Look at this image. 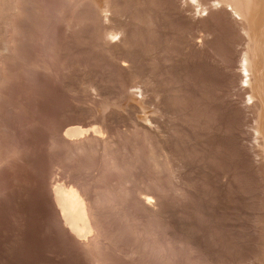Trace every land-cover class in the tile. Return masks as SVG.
<instances>
[{
    "label": "rangeland",
    "instance_id": "rangeland-1",
    "mask_svg": "<svg viewBox=\"0 0 264 264\" xmlns=\"http://www.w3.org/2000/svg\"><path fill=\"white\" fill-rule=\"evenodd\" d=\"M7 1L0 4V217L7 216L0 261L14 264L23 253L30 258L23 264L40 254L36 263H48L51 248L47 258L66 257L54 190L61 201L65 187L79 183L114 216L117 232L109 227L105 241L113 237L115 246L116 225L134 203L141 212L134 215L145 217L131 220L142 236L136 250L150 247L153 264H264V0H62L64 14L54 10L58 0H18L16 24L8 20L16 0ZM148 192L163 196L160 214L142 212ZM43 194L52 195L53 211Z\"/></svg>",
    "mask_w": 264,
    "mask_h": 264
},
{
    "label": "bare ground",
    "instance_id": "bare-ground-1",
    "mask_svg": "<svg viewBox=\"0 0 264 264\" xmlns=\"http://www.w3.org/2000/svg\"><path fill=\"white\" fill-rule=\"evenodd\" d=\"M9 1V0H8ZM7 1V2H8ZM14 1V0H13ZM37 1V0H36ZM39 1V0H38ZM42 3H47V1H49L48 3L50 4V6L52 5L53 6V2H55L56 0H40ZM40 1L39 2H37L38 4L40 3ZM51 1V2H50ZM61 1L62 0H58V1H56V3L57 2H59V4L58 5H56L55 3V5L53 6V7H55V6H57L54 10H55V12H62V10H63V8H64V10H65V7H61ZM71 1V0H70ZM73 1H75L76 2V0H73ZM34 2H35V0H34ZM63 2V1H62ZM66 2V1H65ZM64 2V3H65ZM72 2V1H71ZM2 2H1V0H0V4H1ZM10 3H12V2H10ZM15 3V4H14ZM14 3H13V7H12V10H11V12H10V14H9V17H8V20L9 21H11L12 22V20L15 22V24H16V21H18L19 19V17L22 15V13H21V10H22V6H21V4H20V2L18 1V0H16V1H14ZM64 3L62 4L63 6H65L64 5ZM68 3H69V1H68ZM73 4H75L74 2H72ZM49 4H48V7H46V8H50V9H52L53 7H49ZM12 5V4H11ZM41 5V4H40ZM67 5V4H66ZM68 5H70V4H68ZM72 5V4H71ZM2 6V5H1ZM7 6H8V4H7ZM7 6H5V7H7ZM42 6V5H41ZM40 6V8H42ZM45 6H47V5H45L44 4V9H45ZM79 6V5H78ZM38 8V7H37ZM42 8V9H43ZM3 9V8H2ZM10 9V8H9ZM7 10V9H6ZM46 10V9H45ZM8 11V10H7ZM83 11V10H82ZM6 13H8V12H6ZM63 14H64V12H62ZM61 13V14H62ZM3 14V13H2ZM59 14V13H58ZM62 14V15H63ZM4 15V14H3ZM57 15V14H56ZM110 18V17H109ZM18 19V20H17ZM8 21V22H9ZM6 22V21H5ZM2 23V22H1ZM11 24V23H10ZM18 24V23H17ZM14 25V24H13ZM12 25V26H13ZM4 27V26H3ZM1 29V28H0ZM14 29V28H13ZM119 33V32H118ZM115 34V33H114ZM83 36V35H82ZM117 35H115V37H116ZM112 37V36H111ZM16 40V39H15ZM11 42V41H10ZM13 43V42H12ZM14 47V46H13ZM16 48V47H15ZM13 51V50H12ZM78 53V52H77ZM105 54V53H104ZM80 57V56H79ZM164 59V58H163ZM5 65V64H4ZM7 65V64H6ZM67 72V71H66ZM51 73V72H50ZM7 75V74H6ZM0 77H1V75H0ZM10 77V76H9ZM8 77V78H9ZM4 78V77H3ZM12 78V77H11ZM1 79V78H0ZM2 83V82H1ZM35 91V90H34ZM31 109V108H30ZM82 112V111H81ZM83 114V113H82ZM59 116V115H58ZM64 117V116H63ZM142 129V128H141ZM108 131V130H107ZM155 132H157V131H155ZM90 133V132H89ZM129 133V132H128ZM150 133V132H149ZM1 134V133H0ZM95 134V133H94ZM155 134V133H154ZM158 134V133H157ZM156 134V135H157ZM2 135V134H1ZM5 135V134H4ZM86 135L88 136V134L86 133L85 134V136L84 137H86ZM96 135V134H95ZM143 136V135H142ZM88 137H90V134H89V136ZM92 137V136H91ZM90 137V138H91ZM93 137H94V135H93ZM96 137V136H95ZM155 137V136H154ZM102 138V137H101ZM175 139V138H174ZM82 140V139H81ZM83 140H84V138H83ZM89 139L87 138V140H86V142L88 141ZM157 140V139H156ZM12 141V140H11ZM27 141V140H26ZM103 141V140H102ZM77 142L79 143V141L77 140ZM76 141H75V143H77ZM91 142V141H90ZM101 142V141H100ZM104 142V141H103ZM24 143V142H23ZM22 142H21V144H23ZM81 143H82V141H81ZM80 143V144H81ZM3 144V143H2ZM83 144V143H82ZM82 144H81V147H82ZM89 144V143H88ZM103 144V143H102ZM97 145V144H96ZM86 146H87V144H86ZM21 147V146H20ZM19 147V148H20ZM25 147H26V145L24 146L23 145V147L22 148H24L25 149ZM97 147H98V145H97ZM3 148V147H2ZM25 152L24 150H21V152ZM21 152H19L20 154H21ZM19 155V154H18ZM23 155V154H22ZM26 156V155H25ZM19 157V156H18ZM7 158V157H6ZM20 158L22 159V156H20ZM153 158H154V156H153ZM17 159V158H16ZM20 159V160H21ZM126 159V158H125ZM156 159V158H155ZM23 160L25 161V159L23 158ZM100 160V159H99ZM112 160V159H111ZM7 161V160H6ZM22 161V160H21ZM96 161H98L97 160V158H96ZM95 161V162H96ZM115 161V160H114ZM124 161V160H123ZM126 161V160H125ZM155 160L153 159V162H154ZM161 161H162V159H161ZM18 162H19V159H18ZM113 162V161H112ZM111 162V163H112ZM90 163V162H89ZM105 163V162H104ZM115 163V162H114ZM156 163V162H155ZM167 163V162H166ZM9 164V163H8ZM19 164V163H18ZM99 164L101 165V163L99 162ZM116 164V163H115ZM118 165H119V163H117ZM160 164H162V163H160ZM2 166H3V164H1ZM156 165V169H157V164H155ZM163 165H164V161H163ZM168 165V164H167ZM95 166H97V167H99L98 166V163H96V165ZM111 166V165H110ZM120 166V165H119ZM5 167V166H4ZM61 167V166H60ZM97 167H94V168H97ZM101 167V166H100ZM159 167V166H158ZM163 167V166H162ZM102 168H103V165H102ZM115 168V167H114ZM114 168H112V169H114ZM121 167H119V169H120ZM32 169V168H31ZM30 169V170H31ZM126 169H128V168H126ZM3 169H1L0 170V172L2 171ZM25 170V169H24ZM34 170V169H33ZM91 170H92V168H91ZM97 170V169H96ZM98 170H99V168H98ZM4 171V170H3ZM2 171V172H3ZM6 171V170H5ZM102 169L100 170V171H98L99 172V174L100 173H102ZM161 171H162V169H161ZM30 172V171H29ZM165 172V171H164ZM6 173V172H5ZM5 173H3V174H5ZM11 173V172H10ZM113 173V172H112ZM119 173V172H118ZM162 173V172H161ZM3 174H1V175H3ZM6 174H8V173H6ZM94 174H95V176L97 175L95 172H94ZM98 174V175H99ZM106 174H108V173H106ZM117 174V173H116ZM116 174H115V176H116ZM32 176H33V174H32ZM40 176V175H39ZM102 176V175H101ZM120 176V175H119ZM165 176V175H164ZM108 177V176H107ZM135 177V176H134ZM33 178V177H32ZM35 178H37L36 176H35ZM103 178V177H102ZM4 179V178H3ZM111 179V178H110ZM113 179V178H112ZM111 179V180H112ZM118 179V178H117ZM1 180V179H0ZM39 180H41V181H43V179H39ZM38 180V181H39ZM92 180V179H91ZM109 180V179H108ZM133 180V179H132ZM1 181H3V180H1ZM95 181V180H94ZM110 181V180H109ZM128 181H129V179H128ZM34 182V181H33ZM45 182V181H44ZM49 182V181H48ZM114 182V181H113ZM36 183V182H35ZM41 183V182H40ZM46 183V182H45ZM78 183V182H77ZM46 184H48V183H46ZM46 184H45V187H47V190H48V188H49V186L47 185L46 186ZM50 184V183H49ZM36 185H39L38 183L36 184ZM88 185V184H87ZM68 186V185H67ZM124 186V185H123ZM19 187V186H18ZM39 187H41V186H39ZM42 187H43V185H42ZM44 187V188H45ZM12 188V187H11ZM11 188L10 189H8V190H11ZM13 188H14V186H13ZM29 188V187H28ZM36 188V187H35ZM51 188V187H50ZM49 188V190H52V188L50 189ZM66 188V190H65V192H64V199H62L61 201L59 200V197L58 196H56V194H58V195H60L59 193H55V190H54V197H55V201H56V205H58V207L60 208V212L59 213H57V214H60L61 213V216L59 215V216H57V219L55 220V221H58V223L60 224V228L59 229H61V230H57V231H62L63 232V234L65 235V237H63L61 234H58V235H61L60 236V238L61 237H63L64 239H65V244H68L69 246H70V252H68V251H66V252H68V254L66 255V254H64V255H66V257L65 256H63L62 258H61V252L60 253H58V252H56V253H58V254H60V255H58V257H57V255H56V253L54 254V255H56V256H54V255H50L48 258H47V256L49 255V251H51V249L47 252L48 253V255L46 256V255H44V256H46V259H48V261H46L45 260V258H44V260L46 261V262H48V263H52V264H64V262H62V260L61 259H65V258H67V257H69L70 258V260H73L74 261V263L73 262H70L69 264H153V258H152V255L153 254H151L150 252H149V248L150 247H148V250L146 251V249H144L143 250V248L141 249V250H143V251H137L136 250V247L139 245V242H138V240H139V238H140V236L141 235H139V234H137V232H136V234L137 235H135V230L133 229V227H134V225L135 224H132L131 222L133 221L132 219H133V216H136V215H134V214H136L137 213V211H139V210H137V211H135L136 209H134L133 210V208H132V206L134 205V203L132 204V205H130V203H129V206H125V209H124V212L125 213H122V214H124L125 216H123V220H124V222H122V223H119L118 225H116V227L119 229L120 228V231L117 233V240H118V244L115 246L114 244H112L113 242H112V239H113V237H112V239L110 240V242H112V243H107L108 242V240L109 239H107L108 238V235H107V238L105 237L106 236V232L107 233H109L111 230L113 231H115L114 233H116L117 232V230H115V229H112V228H114V226L111 228L110 227V220L112 219V217H114V216H112V215H110L109 214V210L107 211L106 210V208H108L107 206L106 207H104V206H102L101 205V202L98 204V202L99 201H97V200H93V198H92V196H94V194L92 195V192L93 191H91V190H89V188H90V186L87 188V186H84V184H77V185H75V187H73V186H69V188L68 187H65ZM147 188V187H146ZM17 189V188H16ZM16 189H13V191L14 190H16ZM21 189V192L22 191H26V189H22V188H20ZM33 189V188H32ZM38 189V188H37ZM36 189V190H37ZM41 190H42V188H40ZM53 189H55V188H53ZM39 190V189H38ZM43 190H45V189H43ZM47 190H46V192H47ZM48 190V192H50ZM58 190V189H57ZM93 190V189H92ZM162 190V189H161ZM18 191H20V190H18ZM17 191V192H18ZM33 191V190H32ZM62 191H63V189H62ZM91 191V192H90ZM163 191V190H162ZM0 192H1V190H0ZM2 192L4 193H6L7 192V190L5 191H3L2 190ZM12 191H10V193H11ZM14 192H16V191H14ZM13 192V193H14ZM38 192V191H37ZM41 192H43V191H41ZM52 192V191H51ZM61 192V191H60ZM124 192H126V191H124ZM135 192V191H134ZM133 189H131V188H128L127 189V195L131 198V195L133 196ZM137 192V191H136ZM146 192H147V189H146ZM145 192V193H146ZM12 193V194H13ZM19 193V192H18ZM25 193V192H24ZM23 193V194H24ZM27 193H28V191H27ZM94 193V192H93ZM150 192H148L145 196H143V199H142V205H141V210H142V212H145L146 214L147 213H151V211L153 210V209H156L155 211H157V212H155V213H158L159 212V214H160V211H161V209H162V207H163V200H162V198H163V196H162V198H161V196H158V194H156L155 193V195H157V196H155L154 194V196L153 195H150L149 194ZM7 196H9V197H11L12 199H15L16 198V196H13L12 194H10L9 195V192H7ZM16 194V193H15ZM35 194V193H34ZM48 194V193H47ZM50 194V193H49ZM63 194V193H62ZM164 194V193H163ZM4 195V194H3ZM17 195V194H16ZM27 195H29V194H27ZM31 195H33V194H31ZM36 195V194H35ZM34 195V196H35ZM43 195H45V196H49V195H46V194H43ZM138 195V194H137ZM141 195V194H140ZM6 196V194L4 195V197ZM7 196H6V199H7ZM20 196H22V193H21V195ZM26 196V195H25ZM25 196H23V199H24V197ZM30 196V195H29ZM33 196V197H34ZM38 196H39V192H38ZM44 196V197H45ZM62 196V195H61ZM125 196V195H124ZM127 196V197H128ZM0 197H2V196H0ZM9 197H8V199L7 200H10L9 199ZM13 197H15V198H13ZM43 197V196H42ZM58 197V198H57ZM63 197V196H62ZM62 197H60V198H62ZM3 198V197H2ZM2 198H0V199H2ZM17 198H18V196H17ZM27 198H28V196H27ZM30 198H32V197H30ZM30 198H28V201H30L29 199ZM34 198H37V197H34ZM48 198V199H47ZM46 199H45V205L46 206H48L47 204H49V205H53V202H52V200H53V198H52V195L51 196H49V197H47ZM132 198H134V196L132 197ZM131 198V199H132ZM4 199V198H3ZM11 199V200H12ZM19 199V198H18ZM26 199V198H25ZM24 199V202L26 201ZM52 199V200H51ZM59 201H58V200ZM5 200V199H4ZM21 200V199H20ZM39 200V199H38ZM43 200V199H42ZM41 200V203L44 201H42ZM47 200V201H46ZM16 201V200H15ZM141 201V200H140ZM2 202V201H1ZM8 201H6V203H7ZM11 202V201H10ZM27 202V201H26ZM36 202V200L34 199V203ZM38 202V201H37ZM127 202V201H126ZM131 202V201H130ZM9 203V202H8ZM14 204H15V202H13ZM29 203V202H28ZM32 203H33V201H32ZM41 203H40V205H41ZM29 204H31V203H29ZM43 204V203H42ZM128 204V203H127ZM140 204V203H139ZM2 205V204H1ZM7 205V207H10V206H8V204H6ZM11 205H12V203H11ZM20 205V204H19ZM33 205V204H32ZM39 205V206H40ZM44 205V206H45ZM13 207L15 206V205H12ZM16 206H17V203H16ZM36 206H38L37 204H36ZM54 206V205H53ZM169 206V205H168ZM2 207H4L5 208V206H4V204L2 205ZM20 207V206H19ZM18 207V208H19ZM28 207V206H27ZM31 207V206H30ZM29 207V208H30ZM34 207H35V205H34ZM49 207V209L51 210L53 207L52 206H48ZM52 207V208H51ZM57 206H55V209H57V210H59L58 208H56ZM102 207H104L105 208V210H103V208ZM11 208V207H10ZM9 208V209H10ZM15 208V207H14ZM23 208V207H22ZM26 208V207H25ZM39 208V207H38ZM42 208H43V205H42ZM0 209H1V207H0ZM3 209V208H2ZM6 209V208H5ZM4 209V210H5ZM13 209V208H12ZM12 209H10L9 211H12ZM20 209V208H19ZM31 209H32V207H31ZM35 209V208H34ZM33 209V210H34ZM36 209H37V207H36ZM39 209H41V207L39 208ZM115 209V208H114ZM13 210H15V209H13ZM22 210V209H21ZM33 210H31V212L33 211ZM44 210H48L47 208H44ZM116 210V209H115ZM1 211V210H0ZM6 211V210H5ZM19 211V210H18ZM22 211H24V210H22ZM52 211H53V209H52ZM55 211V210H54ZM119 211V210H118ZM162 211H163V209H162ZM4 212V211H3ZM7 213H9L8 212V209H7V211H6ZM14 212V211H13ZM12 212V213H13ZM17 212V211H16ZM20 212V211H19ZM18 212V213H19ZM26 212H28L27 210H26ZM34 212H36V211H34ZM33 212V213H34ZM38 212H40V214H41V216H42V214H44V213H47L46 211L44 212V213H41L42 211L40 210V211H38ZM76 212V213H75ZM122 212V211H121ZM120 212V213H121ZM135 212V213H134ZM140 212V211H139ZM153 212H154V210H153ZM25 213V212H24ZM23 212H22V215H20L19 214V216L21 217H24L23 216V214H24ZM30 213V212H29ZM141 213V212H140ZM2 214V213H1ZM0 214V215H1ZM4 214V213H3ZM2 214V215H3ZM15 214H17V213H15ZM15 214H12V215H15ZM26 214H28V213H26ZM32 214V213H31ZM35 214V213H34ZM38 214V213H37ZM53 214H56V213H53ZM74 214H76V216H74ZM138 214V213H137ZM144 214V213H143ZM145 214V215H146ZM158 214V215H159ZM8 215V214H7ZM11 215V218L13 217ZM29 215V214H28ZM28 215H26L25 217H27ZM33 215V214H32ZM31 215V216H32ZM47 215V214H46ZM49 215V214H48ZM47 215V216H48ZM141 215V214H140ZM150 215V214H149ZM4 216H6V214L4 215ZM4 216H1L0 217V220L4 217ZM16 216V215H15ZM18 216V215H17ZM18 216V217H19ZM30 216V215H29ZM30 216V217H31ZM35 216V215H34ZM33 216V217H34ZM36 216H38V215H36ZM36 216H35V218H36ZM40 216V215H39ZM50 216H54V215H52V214H50ZM121 216V217H122ZM143 216V218H145L144 217V215H142ZM142 216H138V217H141L142 218ZM7 217V216H6ZM5 217V218H6ZM18 217H16V218H18ZM73 217H74V219H75V222H74V224H76V225H72L73 223ZM124 217H125V219H124ZM137 216L135 217L136 218V220H138V219H140V218H138ZM8 218H10V214H9V217ZM13 218H15V217H13ZM12 218V219H13ZM35 218H34V220H35ZM42 217H40V219H41ZM46 218H49V217H46ZM46 218H44V219H46ZM55 217H53V219H54ZM77 218H80V223H78L77 221H79V219L77 220ZM134 218V219H135ZM138 218V219H137ZM147 218V217H146ZM12 219H10L9 221H11ZM23 219V218H22ZM27 219V218H26ZM30 218H28V220H29ZM31 219H32V217H31ZM37 219H39V218H37ZM39 219V220H40ZM43 219V220H44ZM52 219V218H51ZM52 219V220H53ZM117 219V218H116ZM120 219V218H119ZM5 219L3 218V220H1V221H4ZM18 220V219H17ZM20 220H21V218H20ZM19 220V221H20ZM27 220V221H28ZM33 220V219H32ZM31 220V221H32ZM121 220V219H120ZM132 220V221H131ZM142 220H144V219H142ZM8 221V222H9ZM16 221V220H15ZM19 221H16V223L17 222H19ZM24 222L26 221V220H23ZM26 221V223H28ZM30 221V222H31ZM49 221H51V220H49ZM113 221H115V220H112V222ZM138 221H140V220H138ZM6 222V221H5ZM13 222V221H12ZM21 222H22V220H21ZM36 222V221H35ZM42 222V221H41ZM45 222V221H44ZM52 222V221H51ZM50 222V223H51ZM53 222H54V220H53ZM52 222V223H53ZM81 222H82V224H81ZM120 222V221H119ZM137 222V221H136ZM142 222V221H141ZM144 222H145V220H144ZM150 222V221H149ZM11 223V222H10ZM34 223V222H33ZM33 223H29V224H33ZM39 223H40V221H39ZM47 223L49 224V222H48V219H47ZM52 223H51V226L49 227V226H47V224L46 223H44V225L46 224V226L47 227H49L50 228V232H52L51 231V228L52 229H55V227H52ZM133 223H134V221H133ZM1 224V223H0ZM5 224H7V223H5ZM5 224L3 223V225L5 226ZM13 224V223H12ZM21 225H22V223H20ZM25 224V223H24ZM36 224H37V222H36ZM54 224V223H53ZM56 224V223H55ZM112 224H116V222L114 223H112ZM142 224V223H141ZM148 224V223H147ZM8 225V224H7ZM10 225V224H9ZM8 225V226H9ZM14 225V226H13ZM12 226L14 227V228H12L13 230L15 229L16 230V232H18V229L15 227V225L16 224H13ZM20 225V229H24V226L25 225H22L23 226V228H21L22 226ZM42 225V224H41ZM50 225V224H49ZM142 225H144V223L142 224ZM145 225H146V223H145ZM172 225V224H171ZM4 226L3 227H1V231H2V233H3V230H2V228H4ZM7 226V227H8ZM29 225H27L26 224V227H28ZM32 226V225H31ZM33 226H35V227H40V225H38V226H36L35 224L33 225ZM43 226V225H42ZM46 226H44V229L46 228ZM56 227H57V225H55ZM133 226V227H132ZM159 226V225H158ZM11 227V226H10ZM25 227V228H26ZM35 227H33L34 229H35ZM111 228V230L110 231H108V228ZM33 228H32V230H33ZM49 228H47V230L49 229ZM109 228V229H110ZM138 228V227H137ZM5 229H7L8 230V228H5ZM11 228H9V230H10ZM28 230L30 229V226H29V228H27ZM42 229V228H41ZM151 229V228H150ZM25 230V229H24ZM37 230V229H36ZM38 230H40V229H38ZM139 230H141V229H139ZM11 231V230H10ZM21 231V230H20ZM30 231V230H29ZM44 231V230H43ZM43 231H41V233H43L45 236H46V234L44 233V232H47L46 230L43 232ZM48 231V232H49ZM53 231H55V230H53ZM57 231H55V235L56 236H58L56 233H57ZM146 231H147V229H146ZM153 231V230H152ZM5 232H9V231H5ZM12 232V231H11ZM27 232V231H26ZM25 231L22 233V234H24V233H26ZM31 232V231H30ZM36 232V231H35ZM35 232H32V233H35ZM50 232L48 233L49 235H54V233L52 232V234H50ZM60 232H58V233H60ZM149 232H150V230H149ZM13 233V232H12ZM37 233V232H36ZM36 233H35V236H37V238L39 237V236H41V234L38 236V235H36ZM74 233L75 234H77V236H74ZM113 233V232H112ZM112 233H110V234H112ZM140 234H141V232H139ZM4 234V233H3ZM2 234V235H3ZM6 234V233H5ZM10 234V233H9ZM17 234V233H16ZM18 234H19V232H18ZM22 234H20V235H22ZM28 234V233H27ZM29 234H31V233H29ZM48 234H47V238H48ZM143 234H144V232H143ZM151 234V233H150ZM156 234V233H155ZM33 235V234H32ZM32 235H29V236H32ZM43 235V236H44ZM147 235H149V234H147ZM161 235V234H160ZM8 235H6V237H7ZM16 235L14 234V237H15ZM19 236V235H18ZM23 236V235H22ZM24 236H26V235H24ZM34 236V237H35ZM56 236H55V238H56ZM111 236H113V235H111ZM116 236V235H115ZM114 236V237H115ZM144 236V235H143ZM12 237H13V234H12ZM28 237V236H27ZM27 237H25V238H27ZM49 237H52V236H49ZM142 237V236H141ZM146 237V236H145ZM4 238H5V236H4ZM3 237L2 238H0V244L2 243L3 245H5V243H4V240H5V242H7L6 240H7V238L6 239H4ZM10 238H11V235H10ZM24 238V237H23ZM37 238H36V240H37ZM43 238V237H42ZM54 238V237H53ZM52 238V239H53ZM54 238V239H55ZM110 238V237H109ZM16 239V238H15ZM15 239H14V241H15ZM20 239H21V237H20ZM20 239H19V242H20ZM29 239H31V237H29ZM28 239V240H29ZM38 239H40L41 241H42V239H41V237H39ZM51 239V240H52ZM53 239V240H54ZM57 239V238H56ZM142 239V238H141ZM11 240V239H10ZM17 240V239H16ZM32 240H33V238H32ZM31 240V241H32ZM44 240V239H43ZM45 240L47 241V239L45 238ZM45 240H44V242H45ZM48 240H50V238L48 239ZM58 240V239H57ZM63 240V239H62ZM107 242H106V241ZM143 240H144V238H143ZM146 241H147V239H145ZM150 240V239H149ZM152 240H153V237H152ZM12 241V240H11ZM23 241H25V240H23ZM23 241H21V242H23ZM39 241V240H38ZM41 241H39V242H41ZM16 242V241H15ZM17 242H18V240H17ZM33 242V241H32ZM31 242V243H32ZM37 243V244H39V245H41L42 244V242H41V244L40 243ZM49 243H47V244H50V242L51 241H48ZM59 242H60V246L62 245L61 244V242H63V248H65V246H64V241H60L59 240ZM59 242H57V241H55V244H57V243H59ZM138 242V244L136 245V243ZM141 242H144V241H141ZM140 242V243H141ZM150 242V241H149ZM162 242V241H161ZM10 243H12V242H10V241H8V243H7V246H8V244H10ZM14 243V242H13ZM13 243H12V245H13ZM28 243V242H27ZM30 243V242H29ZM34 243H35V241H34ZM147 243H148V241H147ZM151 243V242H150ZM21 243H19V245H20ZM54 244V242H53V245H55ZM160 244H162V243H160ZM15 245H18V244H15ZM22 245H24V242H23V244ZM22 245H20V246H22ZM30 245V244H29ZM33 245V247H38L39 248V246L38 245H36V244H32ZM44 245V243L42 244V246ZM53 245H51L52 247H54ZM67 245V247H69ZM115 246V247H113V246ZM145 245H146V243H145ZM150 246L152 245V244H149ZM164 245V244H163ZM162 245V246H163ZM1 246L2 245H0V248H1ZM10 246H11V244H10ZM10 246H9V248H10ZM25 246H26V244H25ZM25 246L23 247V248H25ZM48 246V245H47ZM59 246V245H58ZM161 246V247H162ZM16 247V246H15ZM28 247H30V246H28ZM56 247V246H55ZM66 247V248H67ZM2 248H3V246H2ZM1 248V249H2ZM5 248H7L6 246H5ZM13 248H14V246H13ZM16 248H18V247H16ZM16 248H14V249H16ZM22 248V247H21ZM23 248H22V250H23ZM26 248H27V246H26ZM32 248V246L30 247V249ZM38 248H36V249H38ZM42 248V247H41ZM50 248V247H49ZM48 247L47 248H45L46 249V251L49 249ZM113 248H115V249H113ZM138 248V247H137ZM158 248V247H157ZM8 249V248H7ZM56 249V248H55ZM69 249V248H68ZM118 249H119V251H118ZM6 250V249H5ZM10 252H13L12 251V247L10 248ZM18 250V249H17ZM20 250V249H19ZM22 250H20V251H22ZM33 250L34 249H32V250H30L29 252H31L32 251V253H34V256H35V251L33 252ZM41 250V249H40ZM140 250V249H139ZM161 250V249H160ZM162 250H165V249H162ZM2 251V250H1ZM7 251V250H6ZM9 251V250H8ZM19 251V252H20ZM25 251V250H24ZM27 251V250H26ZM25 251V252H26ZM37 252L39 251V250H36ZM42 251H44L43 249H42ZM41 251V252H42ZM53 251V250H52ZM55 251V250H54ZM56 251H57V249H56ZM151 251V250H150ZM157 251H159V250H157ZM166 251V250H165ZM164 251V252H165ZM168 251V250H167ZM3 252V251H2ZM16 252V251H15ZM18 252V253H19ZM29 252H27V253H29ZM36 252V253H37ZM63 252H65L64 250H63ZM8 253V252H7ZM7 253H5V254H7ZM20 253H22V252H20ZM39 253V252H38ZM44 253V252H43ZM42 253V254H43ZM157 253V252H156ZM159 253V252H158ZM166 253V252H165ZM165 253H159V255L158 256H156L159 260H160V262L162 263L163 261H166V255H165ZM3 254V253H2ZM11 254V253H10ZM40 254V253H39ZM39 254H37V255H39ZM63 254V253H62ZM155 254V253H154ZM8 255V254H7ZM22 255H23V253H22ZM22 255L20 256V254L18 255V258H17V256H16V253H15V256H12V257H15L14 258V264H21L23 261V259H22ZM37 255H36V257H37ZM41 255V254H40ZM40 255L38 256L39 258H40ZM169 256L171 255V254H168ZM0 256H1V254H0ZM3 256V255H2ZM19 256L21 257L20 259H19ZM26 256V255H25ZM33 256V255H32ZM60 256V257H59ZM135 256H136V258H135ZM172 256V255H171ZM4 257V256H3ZM8 257V256H7ZM7 257H5V258H7ZM29 257H31V256H29ZM36 257H34V258H32V259H37ZM168 257V256H167ZM174 257V256H173ZM1 258V257H0ZM4 258V259H5ZM28 258V257H27ZM38 258V259H39ZM61 258V259H60ZM170 259H172L171 257H169ZM168 258V261L170 260ZM177 258V257H176ZM175 258V259H176ZM11 258H8V260H10ZM22 259V260H21ZM30 258H28V259H24V261L25 260H27V263H28V260H29ZM31 259V260H32ZM38 259L37 260H34V261H38ZM41 259V258H40ZM136 259H138V261L137 262H134ZM3 260V259H2ZM0 261V264H4V260L3 261ZM5 260H7V259H5ZM69 260V259H68ZM41 261H43V260H41ZM67 260H65V262H66ZM6 262H8V261H6ZM36 262H34V263H36ZM40 262V261H39ZM44 262V261H43ZM42 262V263H43ZM67 262H69V261H67ZM66 262V263H67ZM159 262V263H160ZM215 262V261H214ZM24 263V262H23ZM22 263V264H23ZM26 263V262H25ZM30 263H32V262H30ZM29 263V264H30ZM34 263H32V264H34ZM45 263V262H44ZM43 263V264H44ZM48 263H45V264H48ZM5 264H8V263H5ZM9 264H10V262H9ZM37 264V263H36ZM170 264H171V262H170ZM173 264H174V262H173ZM179 264V263H178Z\"/></svg>",
    "mask_w": 264,
    "mask_h": 264
}]
</instances>
